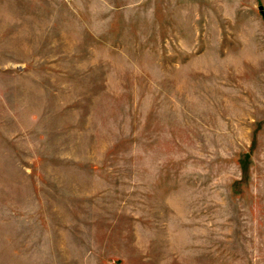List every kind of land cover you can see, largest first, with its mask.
I'll use <instances>...</instances> for the list:
<instances>
[{"label": "rangeland", "instance_id": "rangeland-1", "mask_svg": "<svg viewBox=\"0 0 264 264\" xmlns=\"http://www.w3.org/2000/svg\"><path fill=\"white\" fill-rule=\"evenodd\" d=\"M0 264H264V0H0Z\"/></svg>", "mask_w": 264, "mask_h": 264}]
</instances>
